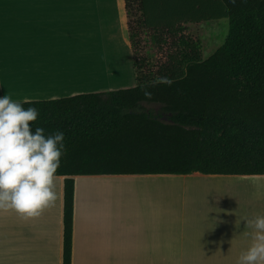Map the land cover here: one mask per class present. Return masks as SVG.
Instances as JSON below:
<instances>
[{
  "label": "trees",
  "instance_id": "16d2710c",
  "mask_svg": "<svg viewBox=\"0 0 264 264\" xmlns=\"http://www.w3.org/2000/svg\"><path fill=\"white\" fill-rule=\"evenodd\" d=\"M124 7L138 17L127 24L136 86L31 101L40 110L34 124L65 134L56 176L64 178L63 264L72 263L75 177L264 176V0H124ZM221 20L230 21L228 37L205 60L187 26ZM145 31L159 48L172 39L157 69L141 54Z\"/></svg>",
  "mask_w": 264,
  "mask_h": 264
},
{
  "label": "crops",
  "instance_id": "0c3cea01",
  "mask_svg": "<svg viewBox=\"0 0 264 264\" xmlns=\"http://www.w3.org/2000/svg\"><path fill=\"white\" fill-rule=\"evenodd\" d=\"M124 11V0H0V97L8 94L14 100L49 101L118 90L111 86L107 70L92 87L86 86L79 70L87 65L89 55L106 69L103 20L118 18L120 29L125 30ZM52 51L60 54L51 56ZM132 58L134 65L133 51ZM115 178L203 181L211 192L232 194L249 213L259 207L264 212V195L254 189L263 188L264 180L243 185L247 179L264 177L200 173L78 176L74 178L71 264H237L251 244L254 228L246 221L242 230L238 222L211 218L206 210L205 215L200 210L194 215L181 208L185 216L175 221L131 217L115 198L119 193L162 199V189L101 186ZM55 181L58 196L40 216L23 218L14 210H0V264H63L64 178Z\"/></svg>",
  "mask_w": 264,
  "mask_h": 264
},
{
  "label": "rangeland",
  "instance_id": "374dc122",
  "mask_svg": "<svg viewBox=\"0 0 264 264\" xmlns=\"http://www.w3.org/2000/svg\"><path fill=\"white\" fill-rule=\"evenodd\" d=\"M137 18L138 17L134 18V16L132 15L128 16L124 11L123 20L125 30L120 29V21L118 18L112 20H103L107 66L106 69H100L102 71V74H104V70H107L110 77L111 86L114 89L124 90L131 89L136 86L132 51L128 42L123 38L125 37L124 34H126L128 37V22H135ZM229 30V20L212 21L201 23L198 25H188L186 36L201 43L202 56L203 59L206 60L211 57L217 49L224 45L226 38L228 37ZM140 39L142 42L141 54L149 61L150 67L153 69H157L159 65L164 63L167 59L168 54L171 53L174 49L172 46V39L170 38L162 48L156 47L152 43L150 32H143ZM52 52L54 53H51V56L57 53L60 54V52ZM98 73L99 72H97L96 74ZM98 80H100L99 75H95L94 77H92L89 84L94 85H91L89 87L95 86V83ZM148 108L156 110L158 109V105H149ZM258 177L263 178L264 176ZM258 180L263 181L264 179H247L248 182H243V185H251L253 182H257ZM55 184L57 193L58 186L56 181ZM80 184L81 181L79 182V187H81ZM204 184L206 183L203 181L193 179H159L153 180L151 182H145L134 179L115 178L111 179L110 181H106L102 185H98L104 186L106 188H116L118 186L123 188L147 187L162 189V192L160 193L162 199H158L159 197L155 198V196L153 195H147L145 196L146 199H144V195L140 196L137 192H130L127 195L119 193V195L115 197L119 199L120 207L123 208V210L130 211L131 217L139 220L156 217L159 219L175 221L176 219H180L181 216H185L181 215L180 212L181 208H185V210L193 213L194 215L199 212L198 210H200L201 213L203 212V210H206L210 214L209 217H222L225 220L230 219V221H232L233 223L238 222L240 228L244 230V226L242 225V223L245 222L247 218L253 217L257 214H264L261 207H259V209L254 208V211L249 213V211L246 210L245 207L242 206V204H239L238 201L234 199L232 194L226 191H221L220 193L211 192L204 188ZM164 189H166L167 191H165ZM216 191H219V189H216ZM248 195H250L248 197L251 198V194ZM250 203L254 204L251 201ZM208 212H203V214L205 215Z\"/></svg>",
  "mask_w": 264,
  "mask_h": 264
},
{
  "label": "clouds",
  "instance_id": "9594fccd",
  "mask_svg": "<svg viewBox=\"0 0 264 264\" xmlns=\"http://www.w3.org/2000/svg\"><path fill=\"white\" fill-rule=\"evenodd\" d=\"M39 115L28 97H0V210L23 218L38 217L55 202L57 170L67 152L64 132L46 133L33 123ZM246 224L254 231L237 264H264V214L247 218Z\"/></svg>",
  "mask_w": 264,
  "mask_h": 264
},
{
  "label": "bare ground",
  "instance_id": "6f19581e",
  "mask_svg": "<svg viewBox=\"0 0 264 264\" xmlns=\"http://www.w3.org/2000/svg\"><path fill=\"white\" fill-rule=\"evenodd\" d=\"M100 68L101 67H99V65L95 61L93 55H89L88 56L87 65L86 66H82L81 69L79 70L80 71V77L82 78V80H86L87 81V85L86 86L94 85V84H89V82L91 81V78L94 77L95 75H99L100 79L103 77L102 76V71H101ZM97 72H99V73L96 74ZM47 73H48V71H47ZM52 73H51V75H52ZM254 189H257L259 195H264V187L262 188L261 186H256V188H254ZM261 193H263V194H261Z\"/></svg>",
  "mask_w": 264,
  "mask_h": 264
},
{
  "label": "water",
  "instance_id": "95a60500",
  "mask_svg": "<svg viewBox=\"0 0 264 264\" xmlns=\"http://www.w3.org/2000/svg\"><path fill=\"white\" fill-rule=\"evenodd\" d=\"M163 119H165V117Z\"/></svg>",
  "mask_w": 264,
  "mask_h": 264
}]
</instances>
